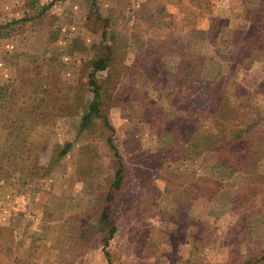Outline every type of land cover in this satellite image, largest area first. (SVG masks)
Instances as JSON below:
<instances>
[{"label":"rangeland","instance_id":"rangeland-1","mask_svg":"<svg viewBox=\"0 0 264 264\" xmlns=\"http://www.w3.org/2000/svg\"><path fill=\"white\" fill-rule=\"evenodd\" d=\"M34 1L0 0V24L37 16L44 5L54 2L47 15L26 24L23 33L0 39V86L15 82L23 72L34 75L37 69L68 85L88 82L90 62L105 52L100 32L91 26L96 23L94 12L101 11L110 22L109 44H114L113 38L116 41L111 69L122 71L129 66L122 72L121 83L131 107L107 106L105 113L116 130L114 143L133 180L116 193L113 203L112 221L118 231L107 249L109 260L102 249L101 234L94 232L89 240H81L86 228L99 223L106 197L112 192L118 164L107 144L109 133L100 122L80 137L78 123L70 120L40 126L38 134H51L52 138H45L37 165L23 166L25 176L32 171L34 175L17 178L12 196L0 195V214L25 224L20 238L15 239L9 231L0 239V251L3 247L13 252L5 264H264V213L256 209L264 206V158L256 173L242 174L235 169L240 153L230 145L207 149L195 162L175 156L187 134L210 120L208 114L218 107L215 99L224 92L231 105L240 103L244 120L257 124L255 132H264V93L258 92V86L264 85V53L242 51L239 44L230 43L226 33L206 40V35L192 29L190 49L205 58L203 76L195 90L198 114H189V124L173 123L168 120L176 112L165 97L173 86L180 58L164 57L152 75L130 65L133 55L129 45L134 30L148 23L179 22L182 8L177 0L161 13L153 5L161 6L167 0ZM198 1L214 16L229 18L237 28L244 27L243 10L251 6L243 0ZM55 25L59 27L53 38ZM200 28L208 29L209 23H202ZM168 72L166 82H161ZM237 84L251 91L240 100ZM84 96L91 97L88 92ZM149 100L165 112L153 114ZM3 114L0 110V143L4 140ZM35 139L42 144L44 138ZM68 146L67 155L60 156ZM185 154L192 155L187 150ZM158 159L161 163L157 166ZM139 168L145 169V174ZM194 170L219 182L217 200H193V190L199 188L192 180ZM170 182L173 185L168 187ZM182 182L187 185L180 186ZM243 191L258 202L245 211L246 216L229 221L231 198ZM228 226L232 230L228 231Z\"/></svg>","mask_w":264,"mask_h":264},{"label":"trees","instance_id":"trees-1","mask_svg":"<svg viewBox=\"0 0 264 264\" xmlns=\"http://www.w3.org/2000/svg\"><path fill=\"white\" fill-rule=\"evenodd\" d=\"M39 1L35 0L33 4ZM174 1L161 2V6H156L154 3L153 8L155 10L158 8V12L161 13L165 10L166 5L172 4ZM176 2L182 8V18L179 22L170 25H162L160 22L148 23L143 28L134 30L132 42L129 45L133 56L129 63L143 70L146 69L153 75L154 69L160 66L164 57L177 56L180 58L178 72L173 78V86H170V93L166 94L165 97L169 107L176 112V116H172L173 120L168 121H173V123L188 122L189 124L192 119L188 117L189 114H198L195 108V90L203 76L205 65L204 56L192 53L190 49V32L192 29H196L201 34L206 35V40L218 38L226 33L230 43L239 44L242 51L264 53V0H243L245 4L251 6L249 8L244 7V27L241 28L233 26L229 18L214 16L211 10L202 7L198 0H177ZM53 4L54 2L44 5L37 16L16 18L0 24V39H10L20 35L24 32L26 24L45 17ZM92 8H95V5ZM93 15L96 17V23L91 26H95V32H100L105 52L90 62L89 66L92 71L88 75V82L83 83L80 80L74 86L68 85L53 74L44 76L41 69H37L34 75L23 72L15 82L0 86V110L4 113V140L0 143V195L1 198L4 195L12 196L15 180L20 176H25L23 166L26 163H32V167L38 164V153L45 149L43 146L45 138H52L51 134H38L40 126H51L60 119L70 120L78 123V136L80 137L84 132L96 126L97 122H100L109 133L107 144L114 152L118 168L113 177L112 192L106 197V204L99 223L97 226L93 225L88 229L86 228L82 233L81 240H89V236L94 232L101 234L102 249L105 256L111 260V255L107 249L118 231L117 226L112 221L113 203L116 200V193L122 192L127 181L132 182L133 179L131 173L128 176L127 164L123 160L120 148L114 143L116 130L105 110L107 106L113 109L122 106L131 107L132 102L125 98V89L121 83L122 72L127 70L129 66H124L122 71L111 69V64L114 61L113 45L116 44V41L112 37L111 42L114 44H109L110 22L101 11H96ZM204 22L209 23V28L201 30L200 25ZM58 27L59 25H55L52 28L54 30L53 38H55L54 34ZM153 59L155 60L154 63L147 64ZM148 66L150 67L149 71L147 70ZM167 77H169V72L161 77V82L165 83ZM45 82H47V86ZM167 82L171 83V80ZM236 86L238 100L246 93L251 92L242 85L237 84ZM258 87V92L264 93V85ZM176 90H179L178 94H175ZM86 92L91 95L90 98L84 96ZM135 95L137 99H141L140 95ZM215 102L218 104L216 112L208 114L210 120L206 121L200 129L188 131L189 134L183 139L181 146L175 150V156H179L180 160L195 162L207 152V149L230 145L237 148L238 153H240L239 160L235 163V169L242 174L256 173L264 158V153L260 151L264 150V132H255L258 130L257 124H251L244 120L246 118L239 106L240 103L239 105H231L230 97L227 96L226 92L220 94ZM148 106L151 107L153 114L157 112L156 114L160 115V112L162 114L165 112L161 106L153 104V101L149 100ZM145 117L147 119V116ZM159 117L161 118V116ZM199 137L201 141L198 140ZM35 138H44L42 144H39ZM256 145L258 146L255 149ZM70 149L71 146L66 147L60 156H66ZM184 150L190 151L192 155L185 154ZM182 152L183 154H181ZM169 159L174 160L173 158ZM160 163L161 160L158 159L156 165L158 166ZM225 167L231 169V166ZM143 168H139L138 171L141 173L142 170L145 174ZM28 173L29 176L34 175L33 171ZM182 173L185 174L184 171ZM184 174L182 177H185ZM192 180L199 184V188L193 190L194 196L192 198L194 201L199 198H205L209 201L217 200V197L220 196L219 189L221 186L217 180L205 178L198 170H194ZM184 184L187 185L182 182L180 186ZM172 185L173 183L170 182L168 187ZM259 197L262 198L263 196L259 195ZM257 202L256 198L244 191L234 195L230 205L232 213L228 220L234 221L235 217L246 216L245 211L254 207ZM263 208L264 206H256L259 213H264ZM188 213H191L190 210ZM5 220H7V215L0 214V239L4 235L2 225ZM231 227L228 226L227 230H232ZM24 228L25 224L20 223L17 228L18 235L23 233ZM239 230L240 228H238ZM7 256L12 257L13 252L11 253L10 249H3L2 247L0 260Z\"/></svg>","mask_w":264,"mask_h":264},{"label":"crops","instance_id":"crops-1","mask_svg":"<svg viewBox=\"0 0 264 264\" xmlns=\"http://www.w3.org/2000/svg\"><path fill=\"white\" fill-rule=\"evenodd\" d=\"M13 217V216H12ZM10 217V218H8L7 220H5L4 222H3V225H2V230H3V233H4V235H5V232H9L10 231V233H11V236H13L15 239L17 238H20L21 236H23V234H24V232H25V228H24V231H23V233L21 234V235H18V233H17V228H18V226H19V224L21 223V219L17 222H15V217ZM27 222V221H26ZM6 237V236H5ZM4 237V238H5ZM195 237V236H194ZM33 238V237H32ZM8 245H9V243H7ZM7 244L4 242V246H7ZM9 247H10V245H9ZM10 249V248H9ZM11 249L12 250H14L12 247H11ZM0 264H5L6 262H7V257H5V258H2V260H0Z\"/></svg>","mask_w":264,"mask_h":264}]
</instances>
